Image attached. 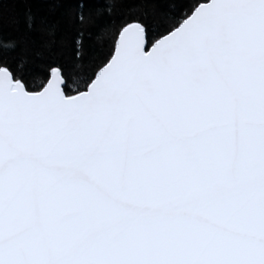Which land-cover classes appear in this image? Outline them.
<instances>
[{
	"label": "snow or ice",
	"instance_id": "snow-or-ice-1",
	"mask_svg": "<svg viewBox=\"0 0 264 264\" xmlns=\"http://www.w3.org/2000/svg\"><path fill=\"white\" fill-rule=\"evenodd\" d=\"M0 264H264V0H0Z\"/></svg>",
	"mask_w": 264,
	"mask_h": 264
},
{
	"label": "trees",
	"instance_id": "trees-1",
	"mask_svg": "<svg viewBox=\"0 0 264 264\" xmlns=\"http://www.w3.org/2000/svg\"><path fill=\"white\" fill-rule=\"evenodd\" d=\"M13 8H15V6H13ZM8 17H9V20L11 21L13 27H15L19 24L20 18H19V15L17 14V12L15 10L10 11L8 13Z\"/></svg>",
	"mask_w": 264,
	"mask_h": 264
}]
</instances>
